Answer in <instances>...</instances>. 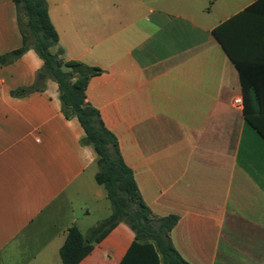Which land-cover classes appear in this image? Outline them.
<instances>
[{
  "label": "crops",
  "instance_id": "obj_1",
  "mask_svg": "<svg viewBox=\"0 0 264 264\" xmlns=\"http://www.w3.org/2000/svg\"><path fill=\"white\" fill-rule=\"evenodd\" d=\"M46 1L63 58L101 70L86 101L116 136L146 206L178 216L179 254L189 264H264V1ZM235 16L224 33L259 90L253 124L233 105L240 71L213 34ZM21 46L15 4L0 0V56ZM42 67L32 49L0 64V264H62L69 228L96 226L85 223L92 203L108 201L57 83L11 94ZM134 238L121 222L78 264H120Z\"/></svg>",
  "mask_w": 264,
  "mask_h": 264
},
{
  "label": "trees",
  "instance_id": "obj_2",
  "mask_svg": "<svg viewBox=\"0 0 264 264\" xmlns=\"http://www.w3.org/2000/svg\"><path fill=\"white\" fill-rule=\"evenodd\" d=\"M13 2L22 46L1 55L0 64H11L32 49L43 61L40 74H44L45 78H40L38 74L32 85L17 88L11 94L23 97L42 91L46 79L57 83L62 113L66 118H77L85 133L81 143L91 146L96 152L95 180L104 188L111 207V214L91 227L87 235H83L76 226L69 228L59 252L62 264H78L92 251L95 244L121 222L131 228L135 238L120 264H189L176 250L170 238L178 216L158 218L152 214L140 194L132 169L124 162L116 136L106 128L99 111L86 101L88 82L101 73V70L63 58L64 50L50 20L46 0ZM237 18L235 16L219 25L213 30V34L240 71L243 112L246 120L253 124L254 114L261 111L253 108L254 101L259 97V90H253L251 80L245 76L243 65L231 52L224 33L226 26Z\"/></svg>",
  "mask_w": 264,
  "mask_h": 264
},
{
  "label": "rangeland",
  "instance_id": "obj_3",
  "mask_svg": "<svg viewBox=\"0 0 264 264\" xmlns=\"http://www.w3.org/2000/svg\"><path fill=\"white\" fill-rule=\"evenodd\" d=\"M83 200H85V198ZM80 201L81 200H78L79 203H80ZM93 207H95V209L93 210V212L91 211L92 213H91L90 217L87 218L86 222H85L87 226H88V223H90L89 225H95V223H97L98 221L104 220L105 218H107L111 214V207H110L109 201H105V203L102 206L96 205L95 203H92L91 208H93ZM82 217H84V214L82 215ZM88 232H89V230L83 229L84 235H87Z\"/></svg>",
  "mask_w": 264,
  "mask_h": 264
},
{
  "label": "built area",
  "instance_id": "obj_4",
  "mask_svg": "<svg viewBox=\"0 0 264 264\" xmlns=\"http://www.w3.org/2000/svg\"><path fill=\"white\" fill-rule=\"evenodd\" d=\"M233 105L236 107V108H243L244 107V100L242 98V96H237L233 99Z\"/></svg>",
  "mask_w": 264,
  "mask_h": 264
},
{
  "label": "water",
  "instance_id": "obj_5",
  "mask_svg": "<svg viewBox=\"0 0 264 264\" xmlns=\"http://www.w3.org/2000/svg\"><path fill=\"white\" fill-rule=\"evenodd\" d=\"M39 76H40V78H45V75L42 73Z\"/></svg>",
  "mask_w": 264,
  "mask_h": 264
}]
</instances>
